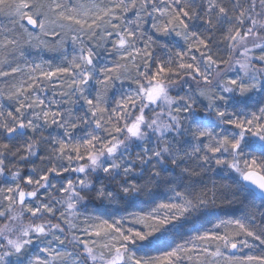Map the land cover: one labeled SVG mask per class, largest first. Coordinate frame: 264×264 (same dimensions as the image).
Returning a JSON list of instances; mask_svg holds the SVG:
<instances>
[{"label":"snow or ice","instance_id":"obj_1","mask_svg":"<svg viewBox=\"0 0 264 264\" xmlns=\"http://www.w3.org/2000/svg\"><path fill=\"white\" fill-rule=\"evenodd\" d=\"M0 14V264H264V0Z\"/></svg>","mask_w":264,"mask_h":264},{"label":"rangeland","instance_id":"obj_2","mask_svg":"<svg viewBox=\"0 0 264 264\" xmlns=\"http://www.w3.org/2000/svg\"><path fill=\"white\" fill-rule=\"evenodd\" d=\"M8 24H9L8 17L4 14H0V28L7 26ZM68 49L71 50V45L68 46ZM31 56H33V57H29V60H34L37 63H39V62L46 61V60H52V59L58 57L59 53L44 51V52H40L37 54V53L33 52V54ZM52 62L54 65L57 63H60V61L55 62L53 60H52ZM2 83H3V81L0 80V85H2Z\"/></svg>","mask_w":264,"mask_h":264},{"label":"trees","instance_id":"obj_3","mask_svg":"<svg viewBox=\"0 0 264 264\" xmlns=\"http://www.w3.org/2000/svg\"><path fill=\"white\" fill-rule=\"evenodd\" d=\"M68 50H69V49H68ZM69 52H71V50H69ZM30 57H33V56H30ZM52 60L55 61V62L60 61L59 59H57V57L54 58V59H52ZM209 176L211 177V179H216V180L219 181V177H218V176H212V174H209ZM211 179H206V180H205V183H207L209 187H211ZM255 203H256V205L259 207V205H260V200L257 199V200L255 201ZM224 210H227V208L225 207ZM214 211H216L218 214L221 213V209H220V208H217V209H215ZM246 251H247V250H246Z\"/></svg>","mask_w":264,"mask_h":264}]
</instances>
